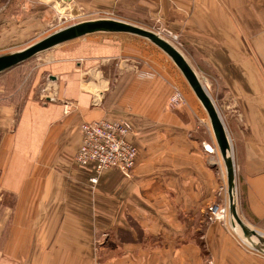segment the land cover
I'll return each instance as SVG.
<instances>
[{
  "label": "crops",
  "instance_id": "obj_1",
  "mask_svg": "<svg viewBox=\"0 0 264 264\" xmlns=\"http://www.w3.org/2000/svg\"><path fill=\"white\" fill-rule=\"evenodd\" d=\"M21 1L15 0L18 7ZM30 3L33 12L22 6L26 11L20 19L14 12H1L0 50L47 31L58 11L62 16L64 11L77 10L94 16L121 13L150 21L161 18L175 31L195 20V27L188 28L189 39L204 58L212 59L228 90L225 97L236 102L233 110L222 111L234 147L238 213L247 226L264 236V74L227 13L254 12L250 43L264 64V28L253 30L264 21V0ZM99 35L109 37H86L51 50L39 75L46 73L51 80L43 93L54 94V100L44 101L38 95L37 82L27 91L20 112L17 104L0 103V192L31 195V200L24 201L27 205L21 201L17 206L31 209L27 218L31 264H49L51 258L67 264L68 257H83L84 243L91 240L85 236L90 228L92 232L101 227L134 233L129 221L167 243L169 247L159 254L171 253L178 264H264V256L247 245L230 217L224 223L209 216L220 178L197 138L189 136L192 124L181 120L179 107L169 108L172 75L156 70L147 57L149 47L163 52L135 36ZM65 104L71 108L68 113ZM96 120H122L130 125L139 151L130 177L112 170L92 184L93 171L75 162L82 141L80 126ZM222 197L228 208V198ZM3 220L0 217V264H5V257L21 254L18 244L12 252L9 245L3 251ZM19 224L16 218L12 242ZM125 251L131 255L132 248Z\"/></svg>",
  "mask_w": 264,
  "mask_h": 264
},
{
  "label": "rangeland",
  "instance_id": "obj_2",
  "mask_svg": "<svg viewBox=\"0 0 264 264\" xmlns=\"http://www.w3.org/2000/svg\"><path fill=\"white\" fill-rule=\"evenodd\" d=\"M30 1L31 0L21 1L22 5L20 4V7L16 5L15 0H10V2L5 5L0 3V14L1 12H14L15 18L20 19L24 15L23 12L26 11L21 10L22 6H27L28 11L26 12H33V10L31 9ZM54 13L55 17L52 20V24L48 26L47 31L38 34L32 39L31 36H28L24 40L16 42L9 48L0 50V55L20 51L39 41L40 39H43L50 34L73 24L98 19H117L159 33L163 35L166 40L172 43L185 56V58L189 61L190 65L199 76L201 83L213 99L222 119L224 118V114L222 111L224 108L227 110H229L228 108H231V110H233L232 107L236 106L235 101L230 102V99L225 97V94L228 90L223 88L216 67L214 63H212V59L206 57L204 58V55L200 52V50H198L197 47L192 45V42L189 39L188 28L195 27V20H191L190 24L185 26V29L181 28L180 30L178 29V31H175L172 29L171 23L164 25V22L161 21V18H159L158 21H150L147 17H143L142 19L137 15H125L121 13L115 15L112 13H103L100 14V16H94L93 14H88V12H80L77 10H74V12L69 14H65L67 12L64 11L63 16L59 15V13ZM227 13L232 16L233 20L235 19L238 30L241 33L242 37L244 36L245 43L250 49V54L255 59L259 72L264 74V64H262V59H260L259 62L257 56L253 53V49L250 43L253 36L251 13L254 14V12ZM131 20L133 22H131ZM166 20L170 22L171 17L166 18ZM238 24H241L242 28L244 29V33L242 32L241 28L239 27L240 25ZM257 28L262 30L264 28V21L255 25L253 30ZM101 37L109 36L93 35L88 37L87 40L97 39ZM131 40L132 39H121L120 42L127 41L126 43L129 44ZM132 46L135 48H140L139 45ZM141 49L142 51H144L143 47ZM51 52L52 51H50L49 54H41L36 58L28 61L27 63L17 67L7 75L0 76V103H14L15 105L17 104V110H19L20 112L27 91L31 89V87H33L37 82L38 83L35 88L37 89L38 95L43 98L46 95L43 93V89L47 85H50L51 80L46 77V73H43L40 76L39 70L42 64L50 59L49 55L51 54ZM159 52L149 47V49H147V57L149 58V62L156 70L160 71L164 75H172L174 81V89L171 90L172 94L168 101L169 108L179 107L181 109V116L183 117V119L181 120H183V122L185 123L186 121H188V125L192 124L193 126V129L189 133V136L197 138L196 141L200 143L201 147L205 151L209 162H211V159L215 161V163L211 162L212 169L215 171L216 176L218 175L220 181L218 182V187L215 188V192L218 195L216 204L212 205L208 210L209 216L210 218H212L211 209L213 207H217L219 210L227 208V205L222 197L225 196L226 198H228L226 171L221 160V154L218 149L208 115L203 109L201 103L198 101L195 94L189 87L180 71L174 65V63L165 54ZM167 77L170 78L169 76ZM33 92L36 93L35 90H33ZM176 92H180V95L182 96V101H180L178 104H174L173 101H170L172 100V98H174L173 96L176 95ZM223 121L226 125L225 119ZM206 145H210L214 148V150L217 149L218 151L210 154L206 150ZM135 146L138 149L137 144H135ZM218 160H220L219 163L221 166L217 165L216 162H218ZM29 200H31V195H28V193L22 194L21 192H0V217L4 218L3 221L5 233L2 243L3 251L7 250L8 245L10 252H12V249H14L17 244L21 247V254L18 255V257L14 256V258H4L5 264H31V240L29 239V237H31L29 233V229H31V226H27V218L31 217V209L17 208L18 204L21 201L25 205H27L29 202L24 201ZM229 217L230 215L228 211L227 218ZM16 218H20L18 230L19 232L17 233L15 240L12 242L11 233L13 228H15L14 225L16 222ZM129 223L133 227V230L135 231L134 233L130 232L129 230H124L123 228H116L115 230L109 231V229L104 230L101 227L100 230L92 232V229L90 228L91 232L88 231L89 233L85 234L86 237L91 236V240L84 243V250H86V254L83 257H68L67 264H178V258L173 257L171 253H167V255L164 256H161L159 254V250L161 251L162 248L169 247L167 243L163 244L162 240H155L154 236L152 237L139 224L135 222L132 223L130 221ZM26 237H28V239H25ZM127 247L132 248L131 255L127 254V252L125 251ZM6 260H8L9 263H7ZM50 261L52 264H59L55 261V258H51Z\"/></svg>",
  "mask_w": 264,
  "mask_h": 264
},
{
  "label": "water",
  "instance_id": "obj_3",
  "mask_svg": "<svg viewBox=\"0 0 264 264\" xmlns=\"http://www.w3.org/2000/svg\"><path fill=\"white\" fill-rule=\"evenodd\" d=\"M99 34H125L147 40L161 50L180 71L208 115L218 149L223 159L227 178L230 220L234 227L238 226L247 245L264 256V236L247 226L238 213L236 166L228 129L213 99L201 83L199 76L189 61L172 43L163 38L159 33L117 19H98L80 22L58 30L20 51L0 55V75L63 44ZM54 79L52 78V80Z\"/></svg>",
  "mask_w": 264,
  "mask_h": 264
},
{
  "label": "built area",
  "instance_id": "obj_4",
  "mask_svg": "<svg viewBox=\"0 0 264 264\" xmlns=\"http://www.w3.org/2000/svg\"><path fill=\"white\" fill-rule=\"evenodd\" d=\"M9 2L10 0H0V3L4 5ZM58 12L59 15H62L60 14L62 11ZM161 36L163 37V35ZM173 97L170 101H173L174 104L182 101L180 92H176ZM54 98V94L43 97L44 101H51ZM70 110V106L65 104V112L68 113ZM80 132L82 141L74 159L80 167L93 171L92 184H96L104 173L112 170L119 171L126 177L131 176L137 165L138 149L131 141L133 131L128 123L122 120L83 122ZM211 212V219L224 223L227 221L228 208L219 210L217 207H213Z\"/></svg>",
  "mask_w": 264,
  "mask_h": 264
},
{
  "label": "bare ground",
  "instance_id": "obj_5",
  "mask_svg": "<svg viewBox=\"0 0 264 264\" xmlns=\"http://www.w3.org/2000/svg\"><path fill=\"white\" fill-rule=\"evenodd\" d=\"M206 150H207V152L210 153V154H213V153H215V152L218 151L217 149L214 150V148H213L212 146H210V145H206ZM218 154H219V152H218ZM219 156H220V154H219ZM212 160H213V159H212ZM221 160H222V162H223L222 157H221ZM219 161H220V160H218V162H216V163H217V165L221 166L220 163H219ZM213 163H215L214 160H213ZM223 164H224V162H223ZM224 167H225V165H224ZM225 171H226V170H225ZM227 197H228V196H227ZM234 229H236V231L238 232V234L241 233L239 230H237L236 227H234ZM240 236H241V235H240ZM255 241H256V240H255ZM256 242H257V241H256ZM257 243H258V242H257Z\"/></svg>",
  "mask_w": 264,
  "mask_h": 264
},
{
  "label": "trees",
  "instance_id": "obj_6",
  "mask_svg": "<svg viewBox=\"0 0 264 264\" xmlns=\"http://www.w3.org/2000/svg\"><path fill=\"white\" fill-rule=\"evenodd\" d=\"M16 69V68H15ZM14 70V69H13ZM13 70H11V71H13ZM11 71H8V72H6V73H4V74H7V73H10ZM4 74H2V75H4ZM2 75H0V76H2ZM131 141H132V137H131ZM133 142V141H132ZM134 143V142H133ZM135 144V143H134ZM138 154H139V152H138Z\"/></svg>",
  "mask_w": 264,
  "mask_h": 264
}]
</instances>
